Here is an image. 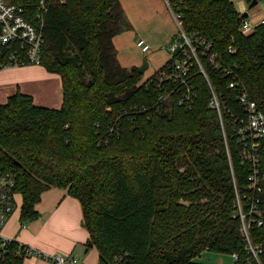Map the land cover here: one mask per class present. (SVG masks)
Returning <instances> with one entry per match:
<instances>
[{
    "label": "trees",
    "instance_id": "trees-1",
    "mask_svg": "<svg viewBox=\"0 0 264 264\" xmlns=\"http://www.w3.org/2000/svg\"><path fill=\"white\" fill-rule=\"evenodd\" d=\"M44 4L40 66L59 76L62 104L38 106L19 90L0 103V171L16 175L20 224L38 218L43 192L60 188L78 200L86 246L97 249L98 264H199L193 260L203 251L245 261L251 255L236 196L250 193L251 170L228 126L232 113L245 114L239 89L229 83L237 75L264 112V22L245 35L239 26L246 18L231 0L183 1L184 31L210 42L232 70L204 62L227 110L224 135L202 74H195L186 110L176 92L158 98L156 76L172 59L145 81L138 68L118 63L113 39L130 29L119 0ZM259 201L262 209L264 194ZM256 218L247 217L249 238L264 264V223L257 226ZM22 247L9 242L0 264H23Z\"/></svg>",
    "mask_w": 264,
    "mask_h": 264
},
{
    "label": "built area",
    "instance_id": "built-area-1",
    "mask_svg": "<svg viewBox=\"0 0 264 264\" xmlns=\"http://www.w3.org/2000/svg\"><path fill=\"white\" fill-rule=\"evenodd\" d=\"M170 10L178 27L169 46L168 52L172 64L156 76L155 86L161 88L159 99H170L174 92L178 95V106L191 109L195 96L192 83L195 74L200 73L206 79L210 89L208 107L214 110L220 120L223 134L225 125L223 115L227 111L220 94H218L208 81L204 62L209 63L214 69L224 74H232L222 61L221 56L211 51L212 44L198 35L188 34L182 27V11L184 0H163ZM35 7V9H34ZM45 11L44 0H22V3H13L9 0H0V69H7L23 65H40V53L44 43L43 13ZM263 23V22H262ZM254 26L244 20L239 26L241 33L247 35ZM136 46L141 52H147L150 47L143 40L138 39ZM230 52H233L229 48ZM229 88H238L237 101L244 116L230 115L228 126L233 135L238 139L240 158L242 163L250 165V193L236 196L237 214L241 220L240 232L246 242V250L250 253L245 261L240 260L238 254H232L235 264H252L254 259L257 264L258 253L251 246L249 238L250 220L248 216L255 214V223L261 226L264 223V207L260 209L259 196L264 194V162L261 159V151L264 149V112L259 110L237 75L229 83ZM112 130V129H111ZM16 175L8 171H0V255L5 253L9 242L14 239L3 237L2 229L16 209ZM248 205L245 212L243 205ZM20 244V243H19ZM21 245V244H20ZM23 254L26 257L38 254L35 250L23 245ZM52 264H79L75 257L66 258L61 255H42Z\"/></svg>",
    "mask_w": 264,
    "mask_h": 264
},
{
    "label": "crops",
    "instance_id": "crops-1",
    "mask_svg": "<svg viewBox=\"0 0 264 264\" xmlns=\"http://www.w3.org/2000/svg\"><path fill=\"white\" fill-rule=\"evenodd\" d=\"M240 14L248 13L247 21L256 26L264 22V0L258 2L257 6L248 10V0H231ZM34 66V65H33ZM36 75L46 82L50 80L43 67H32ZM57 79L53 78L51 82L40 83L38 87L42 90L36 96L31 92L33 101L37 99L42 102V96H50V89H54ZM61 89L60 78L58 80ZM0 103H4L8 96L14 94L15 88L20 90L19 86L13 83H7L0 86ZM7 87V88H5ZM12 91L6 92V90ZM16 90V91H17ZM53 91V90H52ZM62 93V90H60ZM42 95V96H40ZM60 99L56 102L59 103ZM53 103V102H52ZM19 197V203L17 202ZM16 209L2 229V235L8 239H14L24 246L35 250L38 254L27 257L23 264H52L45 260L42 255L56 256L61 255L66 258L75 257L79 264H98L99 253L95 247H87L88 232L82 226V211L77 199L68 195L65 189L50 188L42 193L40 201L35 209L38 212V218L34 221L20 224V206L22 198L16 195Z\"/></svg>",
    "mask_w": 264,
    "mask_h": 264
},
{
    "label": "rangeland",
    "instance_id": "rangeland-1",
    "mask_svg": "<svg viewBox=\"0 0 264 264\" xmlns=\"http://www.w3.org/2000/svg\"><path fill=\"white\" fill-rule=\"evenodd\" d=\"M119 1L130 24V29L124 30L113 39L116 59L121 66L127 68L132 66L138 68L142 65L143 60H146L148 68L144 71L142 78V81H145L163 67L170 58L168 46L172 38L178 34V27L163 0ZM138 39H143L149 45L150 49L147 52H141L136 46ZM32 67L37 66L23 65L0 69V86L7 83L11 84L12 82L15 87H20L19 91L21 93L33 96L31 92H34L37 96L42 91L38 87V84L51 82L55 78L57 79V84L54 89H50V96H47L49 97L48 101H46V96L40 95L42 96V102L47 103H40L37 99L34 100V103L42 107L60 108L62 104V93L60 91L61 89H58L59 76L56 74H48L50 80L43 82L41 77L36 75ZM16 90L15 88L14 93ZM6 92L11 93L12 91L7 89ZM60 96L61 101L56 103L60 99ZM17 202L19 203V197H17ZM246 253L250 255L247 250ZM193 261L199 264H235L231 255L209 251L201 252Z\"/></svg>",
    "mask_w": 264,
    "mask_h": 264
},
{
    "label": "water",
    "instance_id": "water-1",
    "mask_svg": "<svg viewBox=\"0 0 264 264\" xmlns=\"http://www.w3.org/2000/svg\"><path fill=\"white\" fill-rule=\"evenodd\" d=\"M259 1H261V0H251V2H250L249 5H248V10H250V9L254 8L255 6H257V4H258ZM241 16H242V18H247L248 13L245 12V13L241 14ZM147 68H148V63H147L146 60H143L142 65H141L140 67H138V72H139L140 74H143L144 71H145Z\"/></svg>",
    "mask_w": 264,
    "mask_h": 264
}]
</instances>
